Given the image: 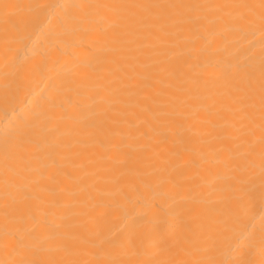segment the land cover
I'll use <instances>...</instances> for the list:
<instances>
[{
	"label": "bare ground",
	"instance_id": "1",
	"mask_svg": "<svg viewBox=\"0 0 264 264\" xmlns=\"http://www.w3.org/2000/svg\"><path fill=\"white\" fill-rule=\"evenodd\" d=\"M0 264H264V0H0Z\"/></svg>",
	"mask_w": 264,
	"mask_h": 264
}]
</instances>
